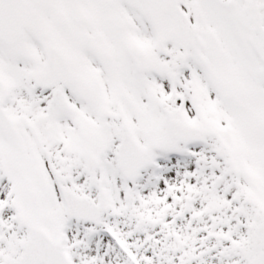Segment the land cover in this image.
Masks as SVG:
<instances>
[{
  "label": "snow or ice",
  "instance_id": "snow-or-ice-1",
  "mask_svg": "<svg viewBox=\"0 0 264 264\" xmlns=\"http://www.w3.org/2000/svg\"><path fill=\"white\" fill-rule=\"evenodd\" d=\"M0 264H264V0H0Z\"/></svg>",
  "mask_w": 264,
  "mask_h": 264
}]
</instances>
